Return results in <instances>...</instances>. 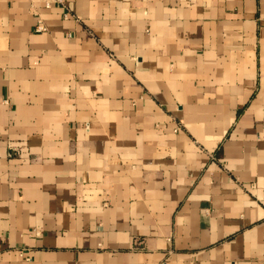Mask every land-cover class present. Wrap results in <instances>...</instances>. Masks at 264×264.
Returning a JSON list of instances; mask_svg holds the SVG:
<instances>
[{"label": "crops", "instance_id": "crops-1", "mask_svg": "<svg viewBox=\"0 0 264 264\" xmlns=\"http://www.w3.org/2000/svg\"><path fill=\"white\" fill-rule=\"evenodd\" d=\"M47 1L0 0V264H264L263 0Z\"/></svg>", "mask_w": 264, "mask_h": 264}, {"label": "built area", "instance_id": "built-area-1", "mask_svg": "<svg viewBox=\"0 0 264 264\" xmlns=\"http://www.w3.org/2000/svg\"><path fill=\"white\" fill-rule=\"evenodd\" d=\"M50 4H60V5H64V0H48L46 2V5L47 6H50ZM263 10H264V0H263ZM37 30H43L44 29V26L42 24H39L37 27H36Z\"/></svg>", "mask_w": 264, "mask_h": 264}]
</instances>
